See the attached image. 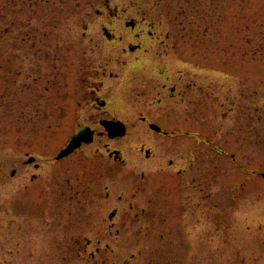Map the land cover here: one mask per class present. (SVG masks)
Returning a JSON list of instances; mask_svg holds the SVG:
<instances>
[{
    "label": "rangeland",
    "instance_id": "obj_1",
    "mask_svg": "<svg viewBox=\"0 0 264 264\" xmlns=\"http://www.w3.org/2000/svg\"><path fill=\"white\" fill-rule=\"evenodd\" d=\"M261 174L264 0H0V264H264Z\"/></svg>",
    "mask_w": 264,
    "mask_h": 264
},
{
    "label": "flooded vegetation",
    "instance_id": "obj_2",
    "mask_svg": "<svg viewBox=\"0 0 264 264\" xmlns=\"http://www.w3.org/2000/svg\"><path fill=\"white\" fill-rule=\"evenodd\" d=\"M124 24L126 25L127 29H130V31L134 33L133 39L132 40L130 39L123 49L124 54H134L135 55V54L139 53V54H142L146 60V55L150 52L148 47L146 46V43L149 40H151L152 42L156 40L155 33H154V29L156 28L155 22L152 20L145 19V20H138V21H134V20L133 21H125ZM105 36L109 39V41L115 42V41H119V40L120 41L125 40L123 35L117 36L116 34L109 32L107 29H105ZM144 62H145L144 64H146V61H144ZM160 74H161V76H165L166 77L165 79H170V77H171L170 75H168L166 70H162ZM163 86H164L163 90H166L167 88L169 89L168 91H169L171 98H173L176 95V92H177L176 86H174V85L167 86L166 83H164ZM186 91H188V90H186ZM98 104H99V106H98ZM93 105H95V108L101 109L102 107H106L107 103H106V101H101V100H99V98L95 97L93 100ZM108 120H119V119H108ZM101 121H100V125L103 127V125L101 124ZM139 123H141V125L143 127H146L147 129L149 128L151 131H154V132H156L160 135H163V136H172L177 132L176 130L164 129L163 127H161L160 125H158L154 121L150 120L147 115L140 116L139 117ZM124 124L126 125L127 131H128L127 123H124ZM151 124H157L161 128V130L160 131L155 130L154 128H152ZM85 126H89L93 130H95L94 140H95L96 134H102L103 133V131H101V130L99 131L98 128L96 129V127H93L92 125H85ZM133 126H137V123H133ZM103 129L105 130L104 127H103ZM116 138H121V137H116ZM113 139H115V138H113ZM142 150L144 151L147 158L153 156V150L152 149H142ZM111 156L115 157V159H119L121 161H124L122 153L119 150L112 151ZM170 164H173V162H170ZM35 166L37 168H39V164H36ZM253 174L256 175V172H254ZM261 175L264 176V174H261ZM112 213H114L113 216L111 215ZM116 216H117V210L110 213L111 219L115 218Z\"/></svg>",
    "mask_w": 264,
    "mask_h": 264
},
{
    "label": "water",
    "instance_id": "obj_3",
    "mask_svg": "<svg viewBox=\"0 0 264 264\" xmlns=\"http://www.w3.org/2000/svg\"><path fill=\"white\" fill-rule=\"evenodd\" d=\"M101 124L104 126L110 138L122 137L126 134L127 128L121 120L103 119ZM152 128L160 131L161 128L157 124H151ZM95 130L89 126H84L78 130L70 139L68 144L61 149L56 155V160H61L78 150L83 144H91L94 141ZM35 157H31L28 163L34 162ZM112 216L114 213L111 214Z\"/></svg>",
    "mask_w": 264,
    "mask_h": 264
}]
</instances>
